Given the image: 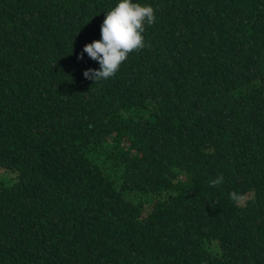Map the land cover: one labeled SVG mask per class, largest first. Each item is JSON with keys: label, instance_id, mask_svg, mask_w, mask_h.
<instances>
[{"label": "trees", "instance_id": "obj_1", "mask_svg": "<svg viewBox=\"0 0 264 264\" xmlns=\"http://www.w3.org/2000/svg\"><path fill=\"white\" fill-rule=\"evenodd\" d=\"M116 2L0 0V264H264V0H138L87 79Z\"/></svg>", "mask_w": 264, "mask_h": 264}, {"label": "clouds", "instance_id": "obj_2", "mask_svg": "<svg viewBox=\"0 0 264 264\" xmlns=\"http://www.w3.org/2000/svg\"><path fill=\"white\" fill-rule=\"evenodd\" d=\"M154 9L150 4H141L138 0H117L114 7L104 13L100 25V39L84 46L79 59L86 53L99 65L96 69H87L83 76L87 79L106 80L120 68L130 52L144 47L145 25L155 22ZM222 177L211 181L215 185ZM236 199L234 194H231Z\"/></svg>", "mask_w": 264, "mask_h": 264}]
</instances>
